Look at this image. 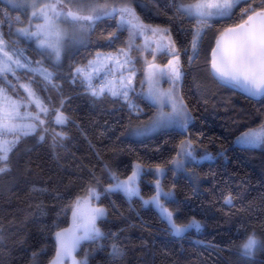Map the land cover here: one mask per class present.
<instances>
[{
	"label": "trees",
	"instance_id": "1",
	"mask_svg": "<svg viewBox=\"0 0 264 264\" xmlns=\"http://www.w3.org/2000/svg\"><path fill=\"white\" fill-rule=\"evenodd\" d=\"M179 2L135 0L133 4L143 23L168 29L183 73L180 98L190 116L185 129L161 130L143 139L125 134L149 121L155 107L139 94L131 97L133 108L107 92L94 96L75 69L87 65L97 52L115 53L131 45L129 54L139 77L147 63L165 65L170 54L158 52L154 57L150 49L141 48L140 37L118 31L116 20L108 18L97 21L85 41L63 52L59 60L41 55L34 42L21 38L17 47L23 51L22 59L32 68L41 61L52 73V83L36 75L32 87L53 111L48 116L41 113L45 125L21 140L11 154L9 171L0 174V264H48L56 251L55 233L69 226L73 202L90 186L100 193L97 203L106 214L97 222L102 235L95 240L87 264H114L113 245L123 253L115 264H264V249L251 257L241 256L239 249L250 233L264 240V147L233 145L236 137L264 122V96H250L214 78L208 63L220 32L241 23V9L248 4L241 3L231 19L210 21L194 55L196 21L177 13ZM8 11L0 0L4 21L0 31L6 36L20 26L10 21L13 16ZM111 33L116 35L109 41ZM17 73L19 83L33 76L28 68ZM9 78L15 83L11 74ZM19 83L18 91L26 95ZM55 109L67 117L66 123H56ZM184 141H190L197 154L213 157L193 164L200 178L197 186L183 172L175 173L171 163ZM135 163L147 175L140 181L141 196L106 191L109 182L104 172L126 179ZM158 166L164 169L162 188L174 193L171 203L177 223L195 219L203 224L201 230L174 236L158 211L143 204L141 197L155 192L152 180ZM229 195L231 205L225 203Z\"/></svg>",
	"mask_w": 264,
	"mask_h": 264
},
{
	"label": "snow or ice",
	"instance_id": "2",
	"mask_svg": "<svg viewBox=\"0 0 264 264\" xmlns=\"http://www.w3.org/2000/svg\"><path fill=\"white\" fill-rule=\"evenodd\" d=\"M8 3L24 8L25 12L23 17L14 18L16 24L20 25L15 28L14 33L9 32L6 36L0 31V174L9 171L11 154L21 140L45 125L46 120L41 118V113L48 116L53 111L32 87L36 75L41 76L47 83H52V73L41 66V61H35L38 67L32 68L30 61L22 59L23 51L17 47L22 42L21 38L34 42L36 48L42 50L41 55L47 54L59 60L69 42H75L97 21L104 18L116 20L118 31L127 30L133 39L137 35L143 36L145 49L150 47L149 41L154 43L155 47L151 48L154 57L157 51H167L173 56L163 67L147 63L145 81L142 83H147V96L158 105L160 115L148 126L133 129L132 134L142 135L151 128L170 123L182 122V126L186 127L189 116L182 99L176 94L175 87L168 90L158 87L159 82L165 78L175 85L183 75L175 45L168 29L143 23L133 7L135 0H8ZM241 3L248 4L247 8L241 9L242 22L220 32L216 46L211 49L208 63L211 72L223 83L240 88L252 96H264V0L259 5L255 0L251 3L249 0H180L176 11L196 21L197 27L191 43L194 55H198L204 29L211 27L210 21L231 19ZM245 16L246 19H243ZM2 23L4 21L0 20V24ZM9 27L12 28L13 25L9 24ZM13 35L17 37L16 40L11 39ZM115 35L109 34V41ZM130 52L131 45L127 49H118L115 53L97 52L93 60H89L87 65L77 67L75 72L83 78L94 96L107 92L114 97H123L129 107L133 108L135 104L131 101L129 92L133 90L131 85L136 73ZM192 59L193 57H189L190 61ZM23 68H28L33 73L27 83H19L17 69ZM126 72L130 75L126 76ZM9 74L15 78V83L9 78ZM94 80L101 82L97 86L93 83ZM17 83L26 95L18 91ZM33 105L35 111L32 110ZM166 106H170L171 111H164ZM54 111L56 123H66L67 117L59 109ZM55 135L63 136L62 133ZM40 138L43 139V136ZM237 142L250 147L264 145V122L257 128L243 132L237 137ZM194 151L190 141L182 142L177 159L171 163L183 167L186 158L195 160ZM155 171L159 175L163 174L164 169L158 166ZM142 172L141 165L135 164L131 175L126 179H120L112 173L111 180L114 183H110L106 191H122L129 198L141 196L138 180ZM155 186V193L150 199L144 200V204L159 210L161 217L168 221L173 234L181 235L193 226L200 228L199 221L195 219L184 224L177 223L173 211L166 206L172 200L173 193L163 191L159 180L155 181ZM99 197L100 193L96 188L90 186L84 196L77 197L73 202L72 225L55 233L56 251L49 264H68V261L71 264H87L86 259L78 261L74 253L83 241H95L102 235L97 222L106 212L104 208L92 203L99 200ZM225 203L232 204L231 195L225 197ZM239 249L241 256L251 257L257 250L264 249V240L254 232L250 233L240 243ZM36 255L38 254L33 253L34 257ZM110 256L115 264V261L122 259V250L113 245Z\"/></svg>",
	"mask_w": 264,
	"mask_h": 264
},
{
	"label": "rangeland",
	"instance_id": "3",
	"mask_svg": "<svg viewBox=\"0 0 264 264\" xmlns=\"http://www.w3.org/2000/svg\"><path fill=\"white\" fill-rule=\"evenodd\" d=\"M3 1H5L6 2V4L9 6V9H10V12L8 11L7 13H8V15H12L13 16V18H10V21L12 22V23H15L16 24V22H13L14 21V18L16 17V16H22L23 17V14H24V12H25V9L24 8H17V7H14L13 5H11V4H9L8 3V0H3ZM25 24H26V19H25ZM17 25V24H16ZM87 32V31H86ZM86 32H84L75 42H69V44H68V46L66 47V49L63 51L64 53H69V52H71L75 47H77L78 45H80V44H82L84 41H85V37H86ZM149 35H151V33H149ZM136 37H140L141 38V48H143V49H145V47H144V44H145V39H144V37L143 36H139V35H137ZM149 44H150V47L148 48V49H150L151 50V48H154L155 47V44L154 43H152L151 41H149ZM159 51H157L156 53H158ZM165 52H167V51H165ZM168 53V52H167ZM51 57H53L54 59H55V57L54 56H51ZM95 57H96V55H95ZM94 57V58H95ZM94 58H92L91 60H93ZM173 58V56L171 55V57H170V59H172ZM133 60V59H132ZM150 63H155V62H150ZM155 64H157V63H155ZM157 65H159V66H161V67H163L164 65H160V64H157ZM165 65H167V63L165 64ZM145 68H146V66H145ZM145 68H144V70H143V72H142V74H141V76H139V77H137V67H136V65L134 64V71H135V73H136V75H135V77H133V83H132V85H131V88L133 89V90H131L130 92H129V97H130V99H131V101H133V99L131 98V97H133L134 95H136V94H139V95H141L144 99H146L150 104H152L154 107H155V112L153 113V115H152V117L150 118V120L149 121H147L146 123H144V124H142V125H137V126H133V127H131L127 132H126V137H129V138H132V139H143V138H147V137H149V136H152V135H154L155 133H157V132H159V131H161V130H166V129H171V128H173V129H185L186 127H184V126H182V122H181V124H176V123H170V124H166L165 126H162V127H156V128H151L150 130H148V131H146L144 134H142V135H135V134H132V130L133 129H135V128H144V127H146V126H148L149 124H150V122L154 119V118H157V117H159V115H160V109H159V107H158V105H156V104H154L153 102H152V100L151 99H149L148 98V96H147V83L145 82V83H142V81H145ZM125 75L126 76H128V75H130V73H128V72H126L125 73ZM182 78V77H181ZM138 81V82H137ZM180 82H181V79L175 84V85H173V83H172V81L171 80H168L167 78H165V79H163V80H161L160 82H159V85H158V87L159 88H161L162 90H168V89H170V88H173V87H175V89H176V94L178 95V97H180V94H179V85H180ZM123 98V97H122ZM123 100H124V98H123ZM164 111H171V107L170 106H166L165 108H164ZM188 113V112H187ZM188 116H189V114H188ZM189 121H190V116H189V120H188V122H187V125H188V123H189ZM186 125V126H187ZM239 137V136H238ZM185 142V141H184ZM233 145H238V146H245V145H241L240 143H238L237 142V137L234 139V141H233ZM247 147H250V146H247ZM255 147H259V148H262V147H264V145H258V146H255ZM180 150V147H179V149H178V151ZM194 154H195V160H193V159H191V158H186L185 159V161H184V165H183V167H178V166H176V165H174L173 163H172V166H173V168H174V170H175V173H178V172H183V174L184 175H186L196 186L198 185V183H199V181H200V178H198L197 176H196V174H195V172H194V170H193V164L194 163H199V162H202V161H208V160H212L213 159V157L210 155V154H208V153H204V154H201V155H199V154H197L195 151H194ZM175 159H177V156H176V158ZM136 164V163H135ZM134 164V165H135ZM133 165V166H134ZM110 173H111V171H110ZM132 173V172H131ZM144 174H145V171L143 170V172L141 173V176H140V178H139V180H138V187H139V190H140V181H141V179L142 178H144V179H147V175L144 177ZM131 175V174H130ZM162 175L163 174H157L156 173V171L154 170V179L152 180V185L154 186V191H155V181L156 180H161V177H162ZM103 176L105 177V180L106 181H108L109 182V184L110 183H114V181H112L111 180V175L110 174H108V173H106V172H104L103 173ZM160 186H161V181H160ZM109 187V186H108ZM107 187V188H108ZM161 188H162V186H161ZM163 189V188H162ZM163 191H171L172 193H173V191L172 190H165V189H163ZM122 192V191H121ZM124 193V192H123ZM155 193V192H154ZM125 194V193H124ZM126 195V194H125ZM127 196V195H126ZM128 197V196H127ZM133 197H135V196H133ZM148 199H150V197L149 198H144V199H142V201H143V204H144V200H148ZM174 199V193H173V198H172V200ZM171 200V201H172ZM171 201L166 205L168 208H169V210L170 211H173V213H174V208H173V206H172V203H171ZM94 205H96V206H99V207H102V208H104V206H102V205H100V204H98L97 203V200H94L93 202H92ZM145 205V204H144ZM146 206H152V205H146ZM154 209H156L157 211H158V213H159V215H160V217H161V214H160V212H159V210L156 208V207H154V206H152ZM105 209V208H104ZM106 212V211H105ZM105 217V216H104ZM103 217V218H104ZM162 218V217H161ZM174 218H175V213H174ZM163 219V218H162ZM163 220H165L166 221V223L168 224V226H169V223H168V221L166 220V219H163ZM198 221V220H197ZM200 223V228L199 229H197L196 227H191V228H189L188 230H186L184 233H186V232H188V231H192V230H194V231H199V230H201L202 228H203V224L201 223V222H199ZM72 225V211H71V215H70V223H69V226L67 227V228H65V229H68L70 226ZM169 228H170V226H169ZM63 230V229H62ZM170 230H171V233H172V235H174V236H180V235H175V234H173V232H172V229L170 228ZM61 231V230H60ZM183 233V234H184ZM182 235V234H181ZM55 241H56V237H55ZM95 241H91V240H89V241H83L82 243H81V245L77 248V250H76V252L74 253V255H75V257H76V259L78 260V261H83V260H85L86 259V262L88 261V256L90 255V254H92L94 251H95V248H96V246H95ZM49 264V263H48ZM68 264H71V261H68Z\"/></svg>",
	"mask_w": 264,
	"mask_h": 264
},
{
	"label": "water",
	"instance_id": "4",
	"mask_svg": "<svg viewBox=\"0 0 264 264\" xmlns=\"http://www.w3.org/2000/svg\"><path fill=\"white\" fill-rule=\"evenodd\" d=\"M217 38H218V37H217ZM217 38H216V40H217ZM216 40H215V42H214L213 47L216 46ZM210 59H211V52H210ZM209 70H210V74H211L214 78L218 79V78H217V77L211 72L210 66H209ZM218 80H220V79H218ZM220 81H221V80H220ZM238 89L241 90L242 92L248 94L246 91H243V90L240 89V88H238ZM248 95H249V94H248ZM250 96H252V95H250ZM253 97H262V96H253Z\"/></svg>",
	"mask_w": 264,
	"mask_h": 264
},
{
	"label": "built area",
	"instance_id": "5",
	"mask_svg": "<svg viewBox=\"0 0 264 264\" xmlns=\"http://www.w3.org/2000/svg\"><path fill=\"white\" fill-rule=\"evenodd\" d=\"M109 78H111V77H109ZM100 82H101V81L97 80L96 83H95V85L98 86Z\"/></svg>",
	"mask_w": 264,
	"mask_h": 264
}]
</instances>
